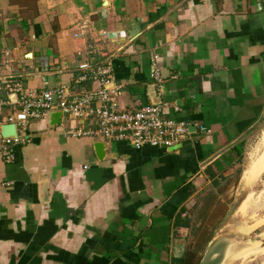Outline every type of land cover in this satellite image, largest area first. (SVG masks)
Returning a JSON list of instances; mask_svg holds the SVG:
<instances>
[{
  "label": "crops",
  "instance_id": "0c3cea01",
  "mask_svg": "<svg viewBox=\"0 0 264 264\" xmlns=\"http://www.w3.org/2000/svg\"><path fill=\"white\" fill-rule=\"evenodd\" d=\"M97 65L121 107L154 94L164 118L194 131L175 150L135 149L70 136L90 124L57 108L31 120L12 159L0 155V264L181 258L210 197L201 187L241 165L243 138L264 118V0H0V116L18 110L21 92L79 100L98 87L81 79Z\"/></svg>",
  "mask_w": 264,
  "mask_h": 264
},
{
  "label": "built area",
  "instance_id": "2783aa9c",
  "mask_svg": "<svg viewBox=\"0 0 264 264\" xmlns=\"http://www.w3.org/2000/svg\"><path fill=\"white\" fill-rule=\"evenodd\" d=\"M86 68L87 65L80 66L82 70ZM109 72L107 66L97 65L89 76H82V80L89 79L98 87L70 103L64 99L63 89L39 94L21 92L17 101L18 110L7 116H0V126L14 124L17 131L15 139L2 138L0 135V155L4 161L12 159L11 148L14 144L27 141L25 133L28 123L33 119L45 118L54 108L69 118L89 122L90 126L87 128L80 126L71 130L69 135L72 137L98 138L107 142L122 141L135 149H168L180 144L190 135L189 129L194 124L164 118L163 104H148L139 108L121 107L117 100L120 90L108 88ZM153 79L156 83L161 82L156 73ZM5 89L9 92L21 90L17 84H7ZM200 130L204 131L201 127Z\"/></svg>",
  "mask_w": 264,
  "mask_h": 264
},
{
  "label": "rangeland",
  "instance_id": "374dc122",
  "mask_svg": "<svg viewBox=\"0 0 264 264\" xmlns=\"http://www.w3.org/2000/svg\"><path fill=\"white\" fill-rule=\"evenodd\" d=\"M244 151L241 165L233 166L232 173L226 171L228 174L221 176L216 186L212 183L201 187V196L207 193L210 197L207 205L203 209L199 206L197 214H193L195 224L191 226L187 236L185 235L187 239L189 238L187 251L194 253L197 261L201 259L209 241L217 233L220 222L236 197L241 176L245 182L252 173H257L256 176L261 173L235 213L233 224L237 228H242L250 236L264 232V169H262L264 162H261V155L264 152V130L251 137ZM261 169L262 172H260ZM198 197L192 199L191 204L198 200ZM263 257L264 254L257 257L239 256L227 264H261ZM262 258L263 260L260 261Z\"/></svg>",
  "mask_w": 264,
  "mask_h": 264
},
{
  "label": "water",
  "instance_id": "95a60500",
  "mask_svg": "<svg viewBox=\"0 0 264 264\" xmlns=\"http://www.w3.org/2000/svg\"><path fill=\"white\" fill-rule=\"evenodd\" d=\"M150 100L151 105L160 104L159 100L154 94H152V97L150 96ZM60 118V111L49 113V125L54 126L58 124L60 122ZM263 130L264 118L257 124L255 128H253L246 136H244L243 140H246L257 133L262 132ZM189 131H194V128L191 127ZM0 132L2 138L15 139L17 137L16 126L14 124L2 125L0 127ZM95 148L97 150L98 158L101 159L103 145L96 144ZM175 149L176 146L169 148V150ZM262 156L264 157V152ZM259 175L256 176L248 186H245L241 176L240 185L237 189V195L234 198L231 206L227 210L222 221L220 222L217 233L209 241L207 248L204 251L198 264H227L232 260H236L237 258H239V256L254 255L256 253L264 251V237L262 236L264 232L258 235L250 236L245 233L240 227L237 228L236 231H231L228 228L229 223L233 221L235 213L241 206L242 202L247 196L248 191H250Z\"/></svg>",
  "mask_w": 264,
  "mask_h": 264
},
{
  "label": "trees",
  "instance_id": "16d2710c",
  "mask_svg": "<svg viewBox=\"0 0 264 264\" xmlns=\"http://www.w3.org/2000/svg\"><path fill=\"white\" fill-rule=\"evenodd\" d=\"M191 190V185L184 186L183 189L177 192L176 196L181 198L179 200H184L189 195ZM198 262L199 261L195 260L194 253L190 252V250L187 251L181 258L173 260V264H198Z\"/></svg>",
  "mask_w": 264,
  "mask_h": 264
},
{
  "label": "bare ground",
  "instance_id": "6f19581e",
  "mask_svg": "<svg viewBox=\"0 0 264 264\" xmlns=\"http://www.w3.org/2000/svg\"><path fill=\"white\" fill-rule=\"evenodd\" d=\"M261 162H264V157L261 155ZM264 168V167H263ZM262 168V169H263ZM262 169H261V171H262ZM260 171V172H261ZM256 174L257 173H252V175H250V177L248 178V180L247 181H245L244 182V184H245V186H248V185H250V183L255 179V177H256ZM260 174V173H259ZM258 174V175H259ZM257 175V176H258ZM228 228H229V230H231V231H236L237 230V227L233 224V221L232 222H230L229 223V225H228ZM264 237V236H263ZM264 254V251H261V252H259V253H256V254H254L253 256H255V257H257V256H261V255H263ZM264 261V260H263ZM262 264H264V262L262 263Z\"/></svg>",
  "mask_w": 264,
  "mask_h": 264
}]
</instances>
